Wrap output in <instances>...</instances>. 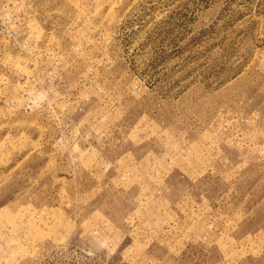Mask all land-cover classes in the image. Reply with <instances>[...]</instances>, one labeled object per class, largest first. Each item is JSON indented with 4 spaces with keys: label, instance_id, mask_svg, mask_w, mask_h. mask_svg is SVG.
<instances>
[{
    "label": "rangeland",
    "instance_id": "374dc122",
    "mask_svg": "<svg viewBox=\"0 0 264 264\" xmlns=\"http://www.w3.org/2000/svg\"><path fill=\"white\" fill-rule=\"evenodd\" d=\"M0 264H264V0H0Z\"/></svg>",
    "mask_w": 264,
    "mask_h": 264
}]
</instances>
